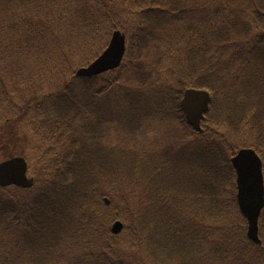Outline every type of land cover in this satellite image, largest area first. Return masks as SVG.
Returning a JSON list of instances; mask_svg holds the SVG:
<instances>
[{
    "label": "trees",
    "instance_id": "obj_1",
    "mask_svg": "<svg viewBox=\"0 0 264 264\" xmlns=\"http://www.w3.org/2000/svg\"><path fill=\"white\" fill-rule=\"evenodd\" d=\"M219 2L227 14L205 39L203 50L188 57L195 60L204 51L203 70L191 64L188 70L195 78L185 83L179 75L170 84L162 57L158 58L159 76H154L156 64L149 69L143 57L155 53L156 46L167 50L175 35L193 33L201 23L198 14L207 9L203 4L193 7L188 0H0V133L15 125L12 139L19 149L20 144L29 145L28 136L21 133L31 128L41 147L45 150L49 145L57 155L46 159L43 151L35 156L38 192L10 199L11 206L0 195V264H26L27 257L39 260L71 232L70 242L79 245L70 256L71 264H133V257L123 258L120 237L110 231L115 220L124 222L125 236L136 239L140 248L150 246L142 259L136 255V264H149L155 256L161 262L175 257L183 264H264V248L249 242L246 232L228 237L224 223L205 219L212 215L213 203H221L216 197L226 173L222 148L212 138L186 142L178 149L166 147L167 138L149 140L151 125L143 124L144 120L157 121L161 111L168 121H180L194 138L206 135L214 124L232 135L247 132L258 143L252 147L264 162V0ZM128 5L136 16L133 31L115 21L121 11L128 12ZM259 28L262 34L248 49L237 48ZM110 29L129 36L127 58L116 78H110L111 73L99 78L72 76L56 87L61 77L74 75L105 49L106 44L100 48L99 44ZM224 43L235 44L237 49L230 53L229 47V58L221 60ZM215 44L220 55L215 64L206 62ZM233 66L245 78H239L236 90L230 92L224 74ZM189 88L213 95L201 134L187 125L181 108ZM106 127L111 129L104 132V139ZM4 141L0 137V147L6 150ZM60 146L66 148L64 154H59ZM225 163L234 178L229 159ZM49 169L54 172L47 173ZM228 180L223 188L231 183ZM0 192L6 197L11 194L9 189ZM208 192L213 197L205 201ZM232 198L237 204L236 190ZM76 212L82 213L77 216ZM64 220V231L49 239L51 225Z\"/></svg>",
    "mask_w": 264,
    "mask_h": 264
},
{
    "label": "rangeland",
    "instance_id": "obj_2",
    "mask_svg": "<svg viewBox=\"0 0 264 264\" xmlns=\"http://www.w3.org/2000/svg\"><path fill=\"white\" fill-rule=\"evenodd\" d=\"M188 1H189V3H191V6H193V7H199V3L203 4L204 6L207 7V9L205 11H203L201 14H198L201 17V19H200L201 23H198L193 28V30H194L193 33H191V34L187 33L184 35H175V38L170 43V45L167 47V50H165V49L161 50L162 48H159L158 46H156L155 47V53L152 52L150 55L143 57V61L149 62V64H148L149 69L151 68L152 63L156 64L157 70L155 71L154 76H159L158 67L160 66V64L158 63V58L162 57V59L164 60L162 62V65H165L167 67V72H164V75L166 77V80L168 79L170 84L176 83V81L179 80V75H181V77L183 78L185 83L190 82L191 78L192 79L195 78L196 74H190V72L188 70V67L191 64H199L198 71L203 70V67H202L203 58L201 57V55L203 54L204 51L195 60L194 59H188V57L193 56L192 54H197V52L200 50H203L204 46L206 45L204 43L205 39L211 33L214 32L215 28L218 26V24L221 21V17L227 14L226 13L227 8L223 7V6L221 7V3L219 2V0H188ZM250 1L251 0H249V2ZM245 2H246V4H248V0H245ZM114 9H117V7H114ZM243 9H245V8H243ZM135 17L136 16L131 15L127 11L124 10L118 14L117 20H115V21H120L121 25H125L126 27H128L129 31H133L135 28V20H134ZM256 26H258V25H256ZM261 29L260 28L256 29L254 34H251L249 37L246 38V40L243 39L244 41L241 42L240 46L237 48L243 49V50L248 49L249 45L252 42H254L257 35L262 34ZM112 35H113V31L111 32V29L108 32H104L103 37H102V41L99 44V48L106 44L104 46V48L106 49L109 41L112 38ZM235 46H236L235 44H232L231 46H229L228 44L224 43L223 44L224 48L222 50L221 60L229 58L228 49L230 47V53L231 52L234 53L235 50L237 49V48H235ZM217 51H218V45L215 44V46L213 48H211L208 51V54L205 56V61L206 62H212L213 64H215V59H217V57L220 55V54L217 55ZM236 67L237 66L231 67V72L224 74V77H225L224 81L227 82L226 83L227 86H225V87H227L230 90V92L236 90V86H237V84H239L238 83L239 78H241V81H243L245 78V76H243V74H236V71H235ZM241 68H244V67H241ZM75 73L76 72L74 71V75L61 77L62 80L57 81V78H55L54 82H56V81L58 82L57 84H55V86L60 87L59 85L63 84L66 80H68V77H72V76L76 77L77 74L75 75ZM123 74H131V73L125 72ZM101 76L102 75L97 76V78H99ZM215 76L218 78V74H215ZM77 78H79V77L77 76ZM110 78H116V75L113 74ZM158 78H160V77H157V79ZM163 78H164V76H163ZM262 78H264V74L262 75ZM80 79H83V78L80 77ZM152 82L153 81L150 80V83H152ZM216 82L217 81H215V83ZM0 85H2L1 82H0ZM54 89H56V88H54ZM54 89H52V90H54ZM102 96H103V94H102ZM18 109L20 111H23V109L21 110L19 107H18ZM17 114L18 113L15 111V116H17ZM158 114H159L158 116H160V117L158 118L157 121L153 120V119H150L149 123H147L145 120L143 121V124L151 125L152 130L149 132V137H148L149 140L152 141V140H155L157 138L164 140V138H167L168 142L166 144V147L170 146L171 148L178 149V148H181L182 144H184L186 142H195V141L197 142L199 140H205L207 138H212L211 140H213V143L217 147L219 146L222 148L223 157L225 158V159H223V164L226 168V170H225L226 173L223 175L222 180L226 181L227 179H229L228 181H231V183H226L224 185V188H223V182H225V181H223L218 186L216 199H218L221 203L216 204V205H214V203H213L212 212H211L212 215L205 217V219L211 218L215 221L216 224L224 223L227 227L225 235H227L228 237L235 235L236 232H238V235H241L242 233L246 232L245 221H244L243 217L241 216V214L238 210L237 204L233 201V198H232L233 197V191H235L237 189L236 188V175H234V178L232 177V174L230 173V170L227 167L225 162L228 159L230 161V159L233 157L236 150L239 151L240 149L241 150L242 149H255L254 148L255 144H258L256 142V140L253 139V136L251 134H248L247 132L246 133L245 132H238L237 134L232 135L229 133L227 128H220L219 129V126L217 124H216L217 126L214 124L212 127L209 126V124H206L210 127V130H208V132H206V135L204 134L202 137V136L196 134V137L194 138L193 136H190L188 134L189 133L188 130L183 125L179 124V123H181L180 121L179 122L178 121L170 122L166 119L167 116L162 114L161 111H158ZM214 118H215V113H214ZM223 123H224V121H221L220 125H222ZM108 128H110V127L104 128L102 138L104 137V132L106 134V131ZM15 130H16V126L14 125V127H12L9 130V132L2 131L0 133V137L3 136L5 139L4 142L8 145V149H6V150L4 147H0V163L5 162L7 159H10L12 157H17V156L20 157L21 153H23L24 154L23 157H25L27 159L29 158V156H32V155L40 156V154L43 151H44L43 155L46 154V159H52L55 156H57L56 153L54 152V150L53 151L50 150L49 145H47L45 147V150H44V148L41 147V143H40L38 137L35 135L36 132L33 131L31 128H27V127H26V131H22L21 134L26 133V135L28 136L29 145L22 147L21 146L22 144H20L19 145L20 148L18 149L17 144H16V147H14L15 142L13 141L12 136L15 135V133H16ZM189 137L194 139V140L192 141V140L187 139ZM104 139H105V137H104ZM119 139H120V137L118 138V140ZM114 140H117V139L114 138ZM137 140L140 142L141 138H139ZM118 145H120L119 146L120 149H123L122 148L123 145H122L121 141L118 142ZM252 146H254V147H252ZM59 148H60L59 154H64L66 152V148H64L63 146H60ZM132 148L133 149L135 148V144H132ZM60 157H61V155H60ZM230 163H231V161H230ZM52 172H54V171L51 169H49V171H47V173H52ZM31 173L35 174L36 172L33 169ZM36 176L39 177L38 175H36ZM180 183L178 185H180ZM38 185H39L38 180H37V178H35V182L33 183V185L29 189H23V191H21V190H19V188H16L14 186L8 187L11 194L7 195V197H6L2 192H0V195L5 197L2 201H5L7 204H9L11 206L12 200H10V199L17 198V200H19V199H24V197L31 196V194H34V192H38ZM163 185H165V184H163ZM0 191H6V189L0 188ZM169 191L167 192V195H166V199L168 201L171 200V197H172L170 195ZM208 193H207L208 195L206 194L203 197L205 199V201H210V199H212V197H213V193H211V192H208ZM236 194H237V191H236ZM35 195H33V198ZM29 199H32V197H29ZM207 205H208V203H207ZM202 208L207 209L205 207H202ZM82 212H86V210H82ZM82 212H80V213H82ZM80 213H77L76 215L79 216ZM206 214L207 213L205 211H203V215H206ZM220 215H221V217H220ZM113 224H114V222H111L110 231L112 230ZM65 226H66V220H64L63 222L61 221V222L53 223L51 225L52 232L49 234V239L53 240L56 237H58L64 231ZM107 226L109 227V223H107ZM124 233H127L125 228L123 229V231H120L119 234H112V235H114L115 237H120L119 242H120V247H121L122 252H123L122 253L123 258L124 259H130L133 257L132 263L136 264V261H134V260H138V256L140 257V259H142L144 254L147 251H149L150 246H149V249L144 248L143 245L140 248L136 239H133L132 237L125 236ZM245 234L242 237L243 247H244ZM71 235H72V232H71V234H68V233L64 234L63 238L61 239V242L58 244V247L56 249H54L53 247H50L49 251L46 254L44 252L39 257V260H35L34 258L28 259V257H27V258H25L23 263L29 264L31 261H37V262H41L42 264H71L72 257H70V256L73 254V251L79 247L78 244H75L72 241L70 242ZM260 236L262 238V241L264 242V232L260 231ZM127 240H130L129 244H126ZM144 243L146 245L148 243V240H145ZM155 247H156L155 242L151 243V251L153 253L155 251ZM262 247L264 248V245ZM68 249H69V251H68ZM67 252H68V255L65 254ZM136 255H138V256H136ZM165 257L167 258V256H165ZM160 260H161V257H157V256H155V258L152 257V258H150L149 264H183L181 260H179L175 257H172L170 259V261L167 259V262H161ZM31 264H32V262H31Z\"/></svg>",
    "mask_w": 264,
    "mask_h": 264
},
{
    "label": "water",
    "instance_id": "obj_3",
    "mask_svg": "<svg viewBox=\"0 0 264 264\" xmlns=\"http://www.w3.org/2000/svg\"><path fill=\"white\" fill-rule=\"evenodd\" d=\"M126 40L119 32L113 36L108 50L89 68L78 72L79 77H91L118 68L125 54ZM211 96L208 92L188 90L184 94L182 108L188 124L196 131H201V121L209 110ZM237 172L238 196L240 212L247 219L249 239L261 244L259 239V218L264 208V179L262 162L251 149L241 150L232 159ZM33 185L27 178V164L22 159H13L0 164V186H17L29 189ZM122 230L121 223H116L114 233Z\"/></svg>",
    "mask_w": 264,
    "mask_h": 264
}]
</instances>
